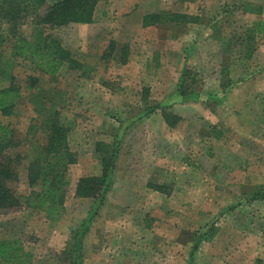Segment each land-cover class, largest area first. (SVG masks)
I'll return each instance as SVG.
<instances>
[{"label": "rangeland", "instance_id": "1", "mask_svg": "<svg viewBox=\"0 0 264 264\" xmlns=\"http://www.w3.org/2000/svg\"><path fill=\"white\" fill-rule=\"evenodd\" d=\"M56 1L44 0L42 11ZM157 13L164 14L159 22L141 23ZM258 20L264 0H105L93 23L47 30L79 65L64 63L54 77L32 72L0 44V86L12 82L21 91L12 114L0 115L17 142L7 154L20 158L14 196L23 203L33 190L29 168L43 156L52 111L77 157L66 171L62 211L0 209V240L21 238L37 264H67L58 255L92 216L83 264H187L213 223L191 264H264V199H252L264 192V109L257 127L248 123L250 110L239 126L221 104L182 102L179 94L208 97L248 78L255 83L246 91L264 101V38L246 40ZM19 30L32 40L30 20ZM29 76L39 79L31 91ZM155 104L164 111L143 114ZM113 144L112 186L97 208L76 197L75 187L100 174L102 153Z\"/></svg>", "mask_w": 264, "mask_h": 264}, {"label": "trees", "instance_id": "2", "mask_svg": "<svg viewBox=\"0 0 264 264\" xmlns=\"http://www.w3.org/2000/svg\"><path fill=\"white\" fill-rule=\"evenodd\" d=\"M105 0H57L44 7V0H0V44L9 46L10 56L22 58L30 64V69L39 75L54 77L64 63L77 68L78 62L54 39L47 30L59 29L68 24H90L94 21L97 5ZM163 13L147 14L142 19L144 26L153 25L160 21ZM182 15L173 14L171 19L181 20ZM30 20L33 27L32 40L19 32L20 27ZM2 26L6 27L3 28ZM246 40L253 42L255 38H264V20L254 22L246 30ZM185 69L182 77L185 76ZM39 83L38 77L29 76L26 90L31 91ZM232 86H226L219 94L204 97L191 90L187 93L180 91L182 102L187 100H211L215 105L223 103L225 96ZM20 88L10 82L7 87L0 86V115L10 116L16 101L21 95ZM164 107L160 104L146 106L143 114H152ZM164 111V109H163ZM162 111V112H163ZM48 129V138L42 146L43 156L38 157L29 168L28 185L33 188L23 203L14 196L10 183L17 178L15 164L20 161L18 155L10 156L8 149L17 146L14 143L13 130L0 121V209L24 207L27 210L43 211L48 217H55L62 211L68 182L66 171L68 165L77 162L75 154L69 152L67 144L68 128L59 117L58 111H52L44 120ZM118 148L115 144L107 152L102 153L101 171L99 175L83 176L78 179L75 196L91 199L97 202V208L103 205L104 199L112 186V172L118 159ZM158 192L163 188L153 187ZM252 199H264V192H256ZM92 216H89L73 234L72 243L58 257L67 264H83V239L88 232ZM213 223L199 235L187 264L193 261L198 243L205 239ZM0 264H37L31 253L26 251L21 238L0 240Z\"/></svg>", "mask_w": 264, "mask_h": 264}, {"label": "crops", "instance_id": "3", "mask_svg": "<svg viewBox=\"0 0 264 264\" xmlns=\"http://www.w3.org/2000/svg\"><path fill=\"white\" fill-rule=\"evenodd\" d=\"M251 80H253V78ZM248 83L253 85L255 81H250L248 78H246L244 81L235 85L232 89H230L229 93H227L223 101V104H221L220 106L222 110L226 109L234 112L233 118L236 121H238L239 126L243 124V119L244 117H246L244 111L250 110L251 117L248 118L249 119L248 123L255 128L258 126L259 123V115H260L259 112L264 109V107H262V103L264 101L262 100L261 97H259V94L255 92L254 89L251 90V92L246 91L248 86L245 85ZM219 120L224 123H227L228 121V120H224L223 118H220ZM226 125L229 126V124ZM211 137H212L211 139L215 141V139H213V136Z\"/></svg>", "mask_w": 264, "mask_h": 264}]
</instances>
